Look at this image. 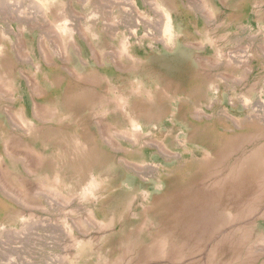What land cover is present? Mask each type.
Here are the masks:
<instances>
[{
    "label": "rangeland",
    "instance_id": "rangeland-1",
    "mask_svg": "<svg viewBox=\"0 0 264 264\" xmlns=\"http://www.w3.org/2000/svg\"><path fill=\"white\" fill-rule=\"evenodd\" d=\"M0 264H264V0H0Z\"/></svg>",
    "mask_w": 264,
    "mask_h": 264
},
{
    "label": "bare ground",
    "instance_id": "bare-ground-1",
    "mask_svg": "<svg viewBox=\"0 0 264 264\" xmlns=\"http://www.w3.org/2000/svg\"><path fill=\"white\" fill-rule=\"evenodd\" d=\"M166 26H169L168 23H166Z\"/></svg>",
    "mask_w": 264,
    "mask_h": 264
}]
</instances>
